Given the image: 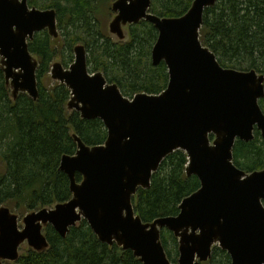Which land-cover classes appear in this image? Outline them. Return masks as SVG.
Here are the masks:
<instances>
[{
    "label": "water",
    "instance_id": "95a60500",
    "mask_svg": "<svg viewBox=\"0 0 264 264\" xmlns=\"http://www.w3.org/2000/svg\"><path fill=\"white\" fill-rule=\"evenodd\" d=\"M30 0H0V66L14 98L39 97V61L29 41L48 30L59 36L57 11L29 5ZM218 0H194L181 17H160L152 0H116L110 32L124 41L128 25L148 21L158 31L152 63L164 62L169 82L160 94L125 96L102 72L92 73L84 45L74 48L68 67L53 62L51 76L71 92L69 110L83 119H101L108 131L104 144L89 146L74 134L77 151L64 155L60 169L70 180L71 199L20 216L0 206V264L15 263L20 247L49 248L45 228L66 238L86 220L99 241L131 250L143 264H200L213 249L225 250L231 264H264V168L240 169L233 160L237 140L249 142L255 129L264 138V74L223 67L202 44L204 13ZM183 150L187 175L200 188L185 197L175 216L145 222L133 198L151 186L166 156ZM77 173L82 179L77 180ZM178 239L179 259L170 261L162 230Z\"/></svg>",
    "mask_w": 264,
    "mask_h": 264
},
{
    "label": "trees",
    "instance_id": "16d2710c",
    "mask_svg": "<svg viewBox=\"0 0 264 264\" xmlns=\"http://www.w3.org/2000/svg\"><path fill=\"white\" fill-rule=\"evenodd\" d=\"M109 1H29L30 6L57 11L62 42L56 48L48 30L36 33L29 41L30 51L39 61L37 100L27 93L14 98L0 66V206L24 215L68 201L72 197L70 180L60 165L64 155L77 151L74 134L89 146L104 144L107 139L108 131L101 119H83L78 111L69 110L71 92L64 84H45L56 56L68 65L75 46L84 45L90 72H102L109 83L118 84L125 96L160 94L167 88L166 64L152 63L157 29L142 20L129 25L128 40L113 41L101 18ZM193 2L152 0L150 11L160 17H181ZM200 39L223 67L254 69L264 74V0H218L205 10ZM260 105L264 111V98ZM233 160L246 172L264 168V138L258 129L252 141H236ZM188 162L185 151L176 150L164 158L153 174L151 186L138 189L134 207L145 222L177 215L183 199L200 188L197 176L187 175ZM76 177L82 179L80 173ZM45 232L49 248L42 252L30 249L13 264H143L131 250L99 241L84 219L71 227L66 238L51 225ZM161 236L170 261L177 263L178 239L167 229ZM200 264H231V258L215 246L211 259Z\"/></svg>",
    "mask_w": 264,
    "mask_h": 264
},
{
    "label": "rangeland",
    "instance_id": "374dc122",
    "mask_svg": "<svg viewBox=\"0 0 264 264\" xmlns=\"http://www.w3.org/2000/svg\"><path fill=\"white\" fill-rule=\"evenodd\" d=\"M111 0L107 3H105V6L104 7H106V8H103V11L101 12L102 14H101V18H102V20H103V22H104V26H105V29L109 32V34H110V36L112 37V39H113V41H115V42H117V41H119V39H118V37L116 36V35H114V34H112L111 32H110V29H109V25H110V23H111V21L113 20V18H114V16H115V13L113 12V10L111 9ZM38 8V7H37ZM104 12V13H103ZM124 30H125V32H126V38H125V41L126 40H128L129 39V32H130V26L128 25V26H126L125 28H124ZM59 35H60V33H59ZM53 40H55V44H54V46L57 48V47H60V45H61V42H62V39L61 38H59V37H57V38H53ZM61 40V41H60ZM74 56V55H73ZM74 58H75V56L72 58V61L71 62H73L74 61ZM61 61H63V63H64V59H61V57H55L54 58V60H53V62H61ZM71 62H69L68 63V65H64L63 63V65H64V67H69V65L71 64ZM51 68H52V66H51ZM51 68H50V71H49V74L46 76V79H45V84H47V85H49L50 87H52V86H54V84L55 83H57L55 80H53V78H52V76H51ZM123 93V92H122ZM124 94V93H123ZM127 97H129V98H132L133 96H127ZM54 206V205H53ZM52 206V207H53ZM13 212V211H12ZM13 213H16V212H13ZM27 213H30V212H27ZM27 213H25L24 215H26ZM16 214H18L19 216H20V227H23V218L22 217H24V215H22V214H19V213H16ZM78 224H80V223H78ZM28 250H30V248H29V246H28V244L27 243H24L21 247H20V253H21V255L22 254H24V253H26ZM4 263L5 264H13L12 262H9V261H4Z\"/></svg>",
    "mask_w": 264,
    "mask_h": 264
},
{
    "label": "flooded vegetation",
    "instance_id": "af4514ba",
    "mask_svg": "<svg viewBox=\"0 0 264 264\" xmlns=\"http://www.w3.org/2000/svg\"><path fill=\"white\" fill-rule=\"evenodd\" d=\"M74 59H75V58H74ZM73 62H74V61H73ZM73 62H72V63H73ZM72 63H71V64H72ZM71 64H70V65H71ZM70 65H69V66H70ZM66 68H68V67H66ZM255 131H256V129H255ZM254 134H255V132H254ZM263 203H264V201H263ZM217 246H218V245H217ZM218 247H219V246H218ZM219 248H220V247H219Z\"/></svg>",
    "mask_w": 264,
    "mask_h": 264
}]
</instances>
